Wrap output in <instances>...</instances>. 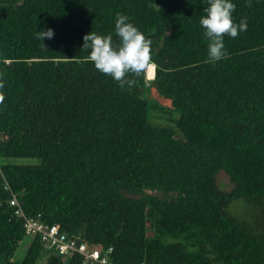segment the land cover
<instances>
[{"label":"trees","instance_id":"obj_1","mask_svg":"<svg viewBox=\"0 0 264 264\" xmlns=\"http://www.w3.org/2000/svg\"><path fill=\"white\" fill-rule=\"evenodd\" d=\"M231 2L247 30L211 62L209 0H0V264H82L46 251L21 211L113 264H264V234L239 225L248 210L264 225L250 206L264 207V0ZM117 13L152 41L155 68L131 87L83 48L91 32L119 45Z\"/></svg>","mask_w":264,"mask_h":264},{"label":"clouds","instance_id":"obj_2","mask_svg":"<svg viewBox=\"0 0 264 264\" xmlns=\"http://www.w3.org/2000/svg\"><path fill=\"white\" fill-rule=\"evenodd\" d=\"M209 5L204 9L206 15L201 17L200 24L209 40V60L216 62L226 55L224 36L236 38L239 32L247 30V21L244 18L238 24L234 22L232 14L235 4L231 0H209ZM128 21V16L117 13L115 32L120 40L118 46L114 45L112 35L102 36L91 32L83 37V48L91 49L88 59L101 73L110 75L119 82L120 87L135 85L134 79L127 78L129 74L139 75L155 68L151 62V39H146L144 34ZM53 37L54 31L51 28L37 32V39L41 41ZM4 87L0 78V89ZM4 101L5 94L0 92V105H3Z\"/></svg>","mask_w":264,"mask_h":264},{"label":"built area","instance_id":"obj_3","mask_svg":"<svg viewBox=\"0 0 264 264\" xmlns=\"http://www.w3.org/2000/svg\"><path fill=\"white\" fill-rule=\"evenodd\" d=\"M10 204L18 205L16 199L10 201ZM19 216H23L27 234L31 237L39 235L46 251L64 259L79 255L82 258V264H113L110 261L112 248L103 252L99 247L89 246L83 239L68 236L59 225L50 226L29 219L22 211L19 212Z\"/></svg>","mask_w":264,"mask_h":264},{"label":"rangeland","instance_id":"obj_4","mask_svg":"<svg viewBox=\"0 0 264 264\" xmlns=\"http://www.w3.org/2000/svg\"><path fill=\"white\" fill-rule=\"evenodd\" d=\"M147 72V71H146ZM148 79V77H147ZM149 80V79H148ZM153 96L155 98L158 99V101L165 105V106H169L170 102L169 101H164L161 98H158L157 94L155 91H153ZM6 162H12V163H19V164H36L39 162V160L35 159V158H17V159H8L5 160ZM217 180H218V185L220 187L221 190L224 191H231L232 189V184L230 183V180L228 178V176L224 173V172H220L217 176ZM239 205V204H238ZM235 206L234 208H226L228 214L231 216H234V214L236 215H240V214H244V212L242 213L243 208H240V206ZM250 205V204H249ZM252 207V209H257L259 211L264 210V207H261L259 205L253 204L250 205ZM251 211V210H250ZM249 210L246 211L245 214H247V217L245 216L244 221H242V218L240 219L241 221L239 222V225L241 226V228H243L247 233L253 235V236H258L261 234H264V225L263 223L259 220V218L254 217V214H249L251 213ZM240 215V217L242 216ZM249 217H254L249 219ZM31 238H26L22 244L20 245V247L18 248L16 254L14 255V261L16 262H20L23 260V258L25 257L27 250L31 244ZM44 264H47L44 262Z\"/></svg>","mask_w":264,"mask_h":264}]
</instances>
